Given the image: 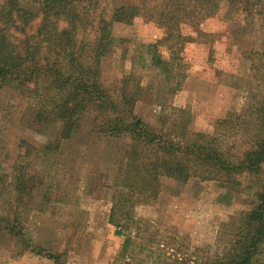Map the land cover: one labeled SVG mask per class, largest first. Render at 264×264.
<instances>
[{"label":"trees","instance_id":"1","mask_svg":"<svg viewBox=\"0 0 264 264\" xmlns=\"http://www.w3.org/2000/svg\"><path fill=\"white\" fill-rule=\"evenodd\" d=\"M222 3L227 6L226 18L239 24L240 32L249 28L253 35L251 45L256 50L247 58L251 71L258 72L263 81L262 99L249 113L254 117L250 142L237 153L221 133L193 132L189 119L161 116L160 127L153 129L137 118L134 108L142 87L133 73L107 85L101 78L102 59L117 43L112 35L114 24L152 23L163 30L162 40L145 46L146 67L170 75L172 62L180 68L177 52L183 45L199 43L182 35V28L204 37L200 25L213 18ZM162 46L171 54L169 61L157 50ZM179 83L172 91L178 90ZM8 86L30 102L27 122L47 139L45 151L69 140L84 116L92 119L93 132L123 141L120 159L110 172L108 222L116 236L130 230L138 206L156 202L163 179L180 185L200 179L233 186L237 177L252 178L258 187L254 207L231 225L224 249L206 264H264V0H136L132 5L115 6L109 13L102 0H0V90ZM228 117L217 121V130L224 125L235 130L229 122L235 116ZM29 146L19 159H29ZM11 168L12 177L0 174V233L16 236L23 252L65 264L61 255L26 242L20 209L23 199H33L31 192L43 184L35 175L29 176L21 162ZM43 198L48 201L46 195ZM130 243L125 238L121 258L128 254ZM125 256L133 261V255Z\"/></svg>","mask_w":264,"mask_h":264},{"label":"rangeland","instance_id":"2","mask_svg":"<svg viewBox=\"0 0 264 264\" xmlns=\"http://www.w3.org/2000/svg\"><path fill=\"white\" fill-rule=\"evenodd\" d=\"M134 3L136 0H102V7L109 13L115 6ZM226 12L227 6L222 3L218 13L200 25L204 37L188 27L182 28V35L191 36L203 49L195 53V44H184L181 51H176L182 59L180 68L176 67L177 62H172L170 75L168 71L146 67L149 55L145 46L157 40L137 39L134 34L130 37V32L137 31L135 26L143 22H135L125 32L119 30L117 37L112 34L117 40L115 47L102 59V81L107 85L133 73L142 87L134 114L148 126L158 129L161 116L189 119L193 132L221 133L236 153L242 151L254 130V117H249V113L262 99L263 81L258 78V72L251 71L247 58L251 50H256L251 45L253 35L249 28L245 33L240 32L239 24L228 20ZM157 50L162 59H171L165 47ZM177 82H180L178 90L172 91ZM182 92L189 96L175 104V96ZM19 94L9 86L0 90V174L12 177L11 167L21 162L27 166L28 175H35L34 179L43 184L35 193L31 192L35 195L33 199L29 196L23 199L20 209L23 234L29 245L51 248L48 251L59 254L63 246L72 245L70 241L83 238L93 243L92 247L85 246L86 249L98 254L128 237L131 243L125 255H133V261L125 255L120 257L121 247L116 250L112 264H206L224 249L231 225H236L238 218L256 203L258 187L247 175L237 177L233 186L200 179L180 185L163 179L156 202L138 206L130 230L116 236L108 222L112 193L110 172L120 159L123 141L93 132L92 119L84 116L69 140L61 142L53 151H45L47 139L29 126L26 113L30 102ZM167 108L181 109L183 113ZM228 115L235 116L229 121L236 126L235 130L230 125L217 130V121L229 119ZM26 145H30V157L21 160L18 157L24 155ZM177 225L182 228L178 229ZM49 227L53 228L54 237ZM23 253L32 255L29 264L53 263L45 257L23 252L16 236L0 233L2 264H14ZM59 255L62 260L66 258L65 253Z\"/></svg>","mask_w":264,"mask_h":264},{"label":"crops","instance_id":"3","mask_svg":"<svg viewBox=\"0 0 264 264\" xmlns=\"http://www.w3.org/2000/svg\"><path fill=\"white\" fill-rule=\"evenodd\" d=\"M127 27H129V26L122 25V24H114L112 26V34L117 37L116 33L120 32L119 30H121V31L123 30L124 32L127 31ZM135 27H136L137 31L130 32L131 38L133 37V34H134V36H136L137 39L142 38V40L146 39L150 42H155V40L160 41L165 37L164 31L159 29L158 27H156L155 25H153L151 23L150 24L141 23ZM116 30H118V31H116ZM124 37L126 39L130 38L127 36H124ZM125 38H123V39L125 40ZM202 49H203L202 45H195V49H194L195 51L194 52L198 53ZM188 96H189V94H187L185 92H182L181 94H177V97L175 96V104H176V101L181 100L182 98L185 99ZM177 104L182 105L183 103H177ZM177 227H178V229L182 228L181 225H177ZM48 230H49V233L51 234V236L54 237L53 228L49 227ZM43 235H45V234H43ZM70 242L72 243V245H69L68 247L66 245L65 248L63 246L62 250H60L61 252L62 251L63 252L59 253V254H63V253L66 254V258L64 257L65 264H112L111 262L114 260V258L116 256V250L121 248L123 243H124L123 240L119 241V244L116 247L111 248L110 250H108L107 248H104L103 252L97 254V253L90 252L89 248L86 249L87 247H85V246L92 247V244H93L92 241H87L86 239L80 238L78 240H73ZM101 242H102L101 246L104 247L105 246L104 245L105 240L102 239ZM48 249H51V248H48ZM53 251H55V250H53ZM91 251H92V249H91ZM74 254H75V256H74ZM31 257H32V255L23 253L22 256L19 257L18 261H14L13 263L14 264H29V260L32 261V259H30ZM35 258L40 260V257H35ZM41 260H44V259H41ZM2 263L3 262L1 261V258H0V264H2ZM36 263L38 264V262H36ZM40 263L41 262H39V264ZM44 263L49 264L48 261H45Z\"/></svg>","mask_w":264,"mask_h":264}]
</instances>
